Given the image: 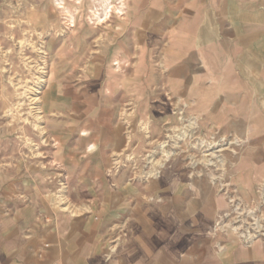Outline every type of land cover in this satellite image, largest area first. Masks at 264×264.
Listing matches in <instances>:
<instances>
[{"label":"crops","instance_id":"obj_1","mask_svg":"<svg viewBox=\"0 0 264 264\" xmlns=\"http://www.w3.org/2000/svg\"><path fill=\"white\" fill-rule=\"evenodd\" d=\"M119 3L106 80L94 65L87 80L58 87L45 103L51 163L64 170L78 213L56 210L33 165L14 160L0 171V264H264L261 244L215 252L206 235L210 192L188 189L176 170L145 181L122 163L106 174L131 147L126 121H170L169 98L204 127L247 128L235 183L251 190L264 180V0ZM130 90L138 111L124 117Z\"/></svg>","mask_w":264,"mask_h":264},{"label":"rangeland","instance_id":"obj_2","mask_svg":"<svg viewBox=\"0 0 264 264\" xmlns=\"http://www.w3.org/2000/svg\"><path fill=\"white\" fill-rule=\"evenodd\" d=\"M119 1L18 0L17 6H5L0 1V171L9 169L14 160L28 161L35 177L46 184L45 193L56 210L62 208L59 196L63 193L67 198L68 185L64 170L51 163L56 143L46 134L45 103L58 87L73 88L87 80L94 65L101 68L99 80H106V49L111 44L106 38L120 27L113 24L124 12ZM137 92L129 91L130 104L123 110L124 117L138 111ZM31 95L38 98L36 106L30 104ZM165 100L162 108L171 115L170 121H126L131 147L121 158H115L107 176L117 173L122 163L132 177L145 181L176 170L187 178L188 189L210 192L211 216L206 235L215 252L231 242L245 247L264 246V233L249 242L244 224L255 220L264 224V180L251 190L235 183V159L245 154L251 142L248 129L234 132L204 127L198 116L189 113L188 105ZM35 107L40 114L33 113ZM216 150L224 151L206 165V155ZM152 160L159 163L153 166Z\"/></svg>","mask_w":264,"mask_h":264},{"label":"bare ground","instance_id":"obj_3","mask_svg":"<svg viewBox=\"0 0 264 264\" xmlns=\"http://www.w3.org/2000/svg\"><path fill=\"white\" fill-rule=\"evenodd\" d=\"M60 9H63V7H59ZM110 9L111 10H117V9H115L114 7H110ZM109 13H110V10H109ZM120 14V13H119ZM29 101H30V104L31 105H33V106H36L37 105V101H38V98L36 97V96H32L31 95V97H29ZM29 106V105H28ZM33 113L35 114V115H38V114H40V112H39V109H38V107H35V108H33ZM33 114V115H34ZM38 129V128H37ZM39 130V129H38ZM41 130V133L43 134V131H42V129H40ZM177 131V130H176ZM175 130H174V132H176ZM175 137V136H174ZM177 138V137H176ZM177 144V143H176ZM161 147H163V146H161ZM224 150H216V151H214V152H211V153H209V154H207L206 156L207 157H209V159H206V160H204L206 163V165H208L209 166V164H211L210 162H211V160L212 159H217L218 158V155L216 156V154H218V153H220V152H223ZM220 155V154H219ZM205 159V158H204ZM157 161V160H156ZM150 163L151 164H153V166L155 165V164H157V163H159V162H154L153 160L152 161H150ZM203 163V162H202ZM219 163V162H218ZM220 165V164H219ZM218 167V166H217ZM148 174V173H147ZM143 175V174H142ZM151 177V176H150ZM149 180V179H148ZM64 191V188L61 190V193ZM59 196V195H58ZM59 202L61 203V205H62V208H61V211L62 212H68V213H71V214H76V213H78V211L75 209V208H73V206L68 202V200H67V198L64 196V194L62 193L60 196H59ZM77 215V214H76ZM243 220V219H242ZM242 220H240L239 222H241ZM250 220V219H249ZM254 220V219H253ZM252 220V221H253ZM245 221V220H244ZM244 224H246V228L248 229V231H249V236H247L248 237V239H249V242H252V239H255V238H257L258 236L260 237L261 235H262V233H264V224L263 223H261V222H259V220H255V221H253L252 223H248V221L247 222H245Z\"/></svg>","mask_w":264,"mask_h":264},{"label":"built area","instance_id":"obj_4","mask_svg":"<svg viewBox=\"0 0 264 264\" xmlns=\"http://www.w3.org/2000/svg\"><path fill=\"white\" fill-rule=\"evenodd\" d=\"M5 6H10L12 4H14L15 6L18 5V0H0Z\"/></svg>","mask_w":264,"mask_h":264}]
</instances>
